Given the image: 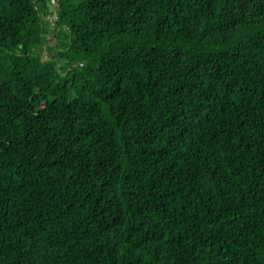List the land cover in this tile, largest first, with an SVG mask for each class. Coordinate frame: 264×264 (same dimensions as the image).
<instances>
[{
    "label": "trees",
    "instance_id": "trees-1",
    "mask_svg": "<svg viewBox=\"0 0 264 264\" xmlns=\"http://www.w3.org/2000/svg\"><path fill=\"white\" fill-rule=\"evenodd\" d=\"M57 2L0 0V264H264V0Z\"/></svg>",
    "mask_w": 264,
    "mask_h": 264
},
{
    "label": "clouds",
    "instance_id": "clouds-1",
    "mask_svg": "<svg viewBox=\"0 0 264 264\" xmlns=\"http://www.w3.org/2000/svg\"><path fill=\"white\" fill-rule=\"evenodd\" d=\"M55 1H56V4L53 3V6H57L58 5L57 0H55ZM50 10H51V13L48 15V19L51 22V28H55L56 27V21L58 19V15L55 13L56 12L55 9L51 8ZM54 16H57V19L55 21H51L50 18L54 17Z\"/></svg>",
    "mask_w": 264,
    "mask_h": 264
},
{
    "label": "rangeland",
    "instance_id": "rangeland-1",
    "mask_svg": "<svg viewBox=\"0 0 264 264\" xmlns=\"http://www.w3.org/2000/svg\"><path fill=\"white\" fill-rule=\"evenodd\" d=\"M57 6H53V9H55V7H57ZM50 19H51V21H53L54 17H51ZM51 42H52V44L56 43V41L55 40H52V39H51ZM46 50H47V48L44 47V51H46ZM43 57H44V59H47L46 54H44Z\"/></svg>",
    "mask_w": 264,
    "mask_h": 264
},
{
    "label": "built area",
    "instance_id": "built-area-1",
    "mask_svg": "<svg viewBox=\"0 0 264 264\" xmlns=\"http://www.w3.org/2000/svg\"><path fill=\"white\" fill-rule=\"evenodd\" d=\"M53 3L54 4H56V1L55 0H53ZM57 19V16H54V19H53V21H55Z\"/></svg>",
    "mask_w": 264,
    "mask_h": 264
}]
</instances>
